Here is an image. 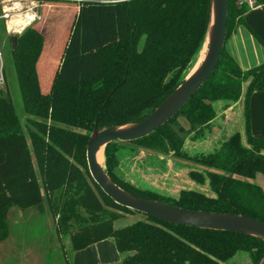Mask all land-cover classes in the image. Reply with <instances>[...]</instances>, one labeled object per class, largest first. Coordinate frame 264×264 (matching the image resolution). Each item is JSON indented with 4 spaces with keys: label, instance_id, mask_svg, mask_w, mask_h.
Segmentation results:
<instances>
[{
    "label": "trees",
    "instance_id": "trees-1",
    "mask_svg": "<svg viewBox=\"0 0 264 264\" xmlns=\"http://www.w3.org/2000/svg\"><path fill=\"white\" fill-rule=\"evenodd\" d=\"M210 1L81 3L54 61L45 55L43 24L55 3L42 4L41 19L16 34V49L11 44L29 126H23L9 90L0 91V241L8 236L13 207L43 212L47 198L58 216V232L70 235L72 252L112 238L122 257L117 264H224L239 251L264 264V241L238 232L174 225L146 214L144 220L115 227L123 214L137 212L107 196L87 165V142L95 127L143 120L183 82L199 58ZM238 1L228 0L226 39L246 24L250 8ZM256 2L264 8V0ZM255 91H264V63L243 70L224 47L213 74L169 122L128 142L192 163L190 178L200 183L207 178L215 196L182 189L170 197L121 178L123 142L105 147L107 173L135 196L264 222V191L244 180L264 174V137L251 132ZM221 101L224 108L241 101L243 134L232 133L210 153H188L183 128L175 127L177 117L190 123L191 139L202 138Z\"/></svg>",
    "mask_w": 264,
    "mask_h": 264
},
{
    "label": "rangeland",
    "instance_id": "rangeland-1",
    "mask_svg": "<svg viewBox=\"0 0 264 264\" xmlns=\"http://www.w3.org/2000/svg\"><path fill=\"white\" fill-rule=\"evenodd\" d=\"M53 3L55 6L50 11L52 13L49 12L50 16L43 24L45 26L43 34L45 55L54 61L63 49L68 30L77 13V11L75 13L67 11L66 8H75L79 4L75 2ZM22 7L25 9L26 4H23ZM16 34L18 33H9L5 21L0 20V46L4 54L3 68L6 74V83L0 87V91L6 90V88L9 90L17 114L21 116L23 126L27 127L29 124L27 125V115L23 108V99L11 55V37ZM222 103V101L216 102V108L218 109V104ZM235 112L236 110L231 111L233 116L229 119L231 124L232 122L234 124L232 131L237 130L239 124L240 128L244 125L243 119L238 124L236 120L234 121ZM177 120L179 123L175 127L176 129L183 128L184 150L188 153H210L219 146L220 141H216L213 136H208L207 132L202 138L186 137L188 120L181 115L177 117ZM120 146V165L117 168V173L135 186L170 197H177L182 189H192L210 196L216 195L207 178L203 183L190 178V171L196 167L192 163L180 160L172 154L139 150V147L128 142H123ZM244 180L255 183L252 179ZM43 194H45L44 191ZM144 219L145 215L139 212L123 214V217L115 221L114 225L122 227ZM57 220L58 216L50 210L47 198L44 201L43 212L36 208L21 210L18 207H13L9 213L8 236L5 240L0 241V264H74L70 235H60L57 230ZM90 255L95 262L97 253L92 252ZM224 264L255 263L248 252L239 251Z\"/></svg>",
    "mask_w": 264,
    "mask_h": 264
},
{
    "label": "water",
    "instance_id": "water-1",
    "mask_svg": "<svg viewBox=\"0 0 264 264\" xmlns=\"http://www.w3.org/2000/svg\"><path fill=\"white\" fill-rule=\"evenodd\" d=\"M228 0H211L205 40L195 66L183 82L146 118L122 125L97 127L91 132L86 148L89 173L102 191L120 206L151 215L174 225L231 231L264 241V222L243 214L187 209L155 199L135 196L115 183L106 171L105 147L113 142H132L144 138L169 122L213 74L226 42ZM17 36L11 37L13 49ZM102 151L104 164L99 163Z\"/></svg>",
    "mask_w": 264,
    "mask_h": 264
},
{
    "label": "crops",
    "instance_id": "crops-1",
    "mask_svg": "<svg viewBox=\"0 0 264 264\" xmlns=\"http://www.w3.org/2000/svg\"><path fill=\"white\" fill-rule=\"evenodd\" d=\"M66 9L67 11H73L75 13L78 10V7ZM39 12L41 13V8L39 9ZM245 22L246 24H239L236 26L233 33L226 39L224 46L226 52L243 70L264 63V44L262 43V41L264 42L263 6L257 5L254 8H250L245 14ZM258 37L261 38L262 41H260ZM224 106V103L218 104L219 108L217 109V116L213 119L210 130H206L207 135L213 136L216 141H221L236 131H240L242 134L244 131V125L240 128V124L238 125L239 127L237 130L232 131L234 124L233 122L231 124L229 121L233 116L231 113L232 110H236V118L234 121L236 120L237 124L243 119L241 101H238L227 108H224ZM250 116L251 132L253 136L264 137V91H255L252 94L250 101ZM177 123H179L178 120ZM189 127L190 123L188 129ZM185 136H189L190 138L191 133H187ZM252 180H254L264 191V174L257 173ZM92 252L97 253L95 262H93L90 255ZM121 259L122 257L112 238L104 239L93 243L84 249L73 251L72 256V262L74 264H117Z\"/></svg>",
    "mask_w": 264,
    "mask_h": 264
},
{
    "label": "built area",
    "instance_id": "built-area-1",
    "mask_svg": "<svg viewBox=\"0 0 264 264\" xmlns=\"http://www.w3.org/2000/svg\"><path fill=\"white\" fill-rule=\"evenodd\" d=\"M127 0H0V20L5 21V26L8 32L21 33L26 27L32 25L35 21L41 19L39 9L44 2H75L78 4L90 2L111 4ZM246 3L250 8L257 6L256 0H239L238 3ZM19 3L26 8H14L13 5ZM8 9V11H5ZM3 50L0 46V87L5 85L6 77L4 73V57Z\"/></svg>",
    "mask_w": 264,
    "mask_h": 264
},
{
    "label": "bare ground",
    "instance_id": "bare-ground-1",
    "mask_svg": "<svg viewBox=\"0 0 264 264\" xmlns=\"http://www.w3.org/2000/svg\"><path fill=\"white\" fill-rule=\"evenodd\" d=\"M202 56H199V58ZM99 163L104 164V157L102 151L97 156Z\"/></svg>",
    "mask_w": 264,
    "mask_h": 264
},
{
    "label": "clouds",
    "instance_id": "clouds-1",
    "mask_svg": "<svg viewBox=\"0 0 264 264\" xmlns=\"http://www.w3.org/2000/svg\"><path fill=\"white\" fill-rule=\"evenodd\" d=\"M13 7L18 9V8L22 7V5H20L19 3H16L13 5ZM5 11H8V9H5Z\"/></svg>",
    "mask_w": 264,
    "mask_h": 264
}]
</instances>
